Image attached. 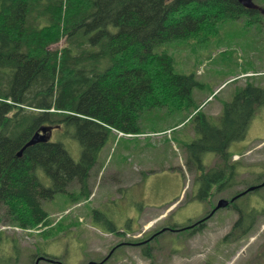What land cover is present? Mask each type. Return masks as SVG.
<instances>
[{"label":"trees","instance_id":"16d2710c","mask_svg":"<svg viewBox=\"0 0 264 264\" xmlns=\"http://www.w3.org/2000/svg\"><path fill=\"white\" fill-rule=\"evenodd\" d=\"M260 16L237 0H0V208L11 225L57 232L42 202L57 193L75 203L89 199L90 174L110 134L145 132L144 113L161 107L194 111L188 118L194 137L181 146L195 196L208 201L230 189L238 172L229 148L246 137L264 88L246 82L222 103L216 122L194 95L202 83L193 72H176L164 46L204 44L223 22L244 17L254 23ZM43 124L76 140L80 158L73 160L51 137L17 155ZM207 153L216 156L214 164H205ZM235 199L227 205L238 212L230 234L240 236L264 208L247 214Z\"/></svg>","mask_w":264,"mask_h":264},{"label":"rangeland","instance_id":"374dc122","mask_svg":"<svg viewBox=\"0 0 264 264\" xmlns=\"http://www.w3.org/2000/svg\"><path fill=\"white\" fill-rule=\"evenodd\" d=\"M255 2L264 5L263 0ZM164 47L174 57L176 72H193L202 83L194 95L203 99L199 108L214 121L222 103L246 82L264 88V16L254 23L244 17L227 20L204 44L174 41ZM209 95L211 99L204 103ZM191 113L151 109L142 118L145 132L111 133L91 171L89 199L75 203L68 194L57 193L42 202L50 226H57L55 233H42V226L32 230L11 225L0 208V264H33L43 254L62 264H87L121 242L134 243L117 247L103 264L264 263V213L254 217L250 230L240 236L230 234L238 217L236 209L226 206L211 214L220 198L230 200L264 180V103L252 117L246 137L229 148L235 152L231 162L238 172L234 185L216 191L208 201L195 196L194 173L184 166L181 142L194 137ZM51 140L61 141L73 160L80 158L81 146L66 133L54 129ZM215 161L213 153L204 157L207 165ZM235 203L247 214L264 208V185ZM94 210L104 213L116 230L111 231V225ZM201 219H205L201 229L186 226ZM37 264L52 263L40 260Z\"/></svg>","mask_w":264,"mask_h":264},{"label":"water","instance_id":"95a60500","mask_svg":"<svg viewBox=\"0 0 264 264\" xmlns=\"http://www.w3.org/2000/svg\"><path fill=\"white\" fill-rule=\"evenodd\" d=\"M241 5H243L244 7L248 8V9H255V10H259L261 13L264 14V7L260 6L259 4L255 3L254 0H237ZM51 137V127L48 125H41L35 132H33V134L30 136V138L25 142V144L20 148V150L17 152V155H20L22 150L24 148H26L27 146H30L34 143L37 142H42V141H46L48 139H50ZM261 185H264V182H262L259 185H255V186H251L249 188H247L246 190H244L242 192L245 193L247 191L253 190L256 187H259ZM236 197V196H235ZM235 197H233L231 200L225 199V198H220L215 207L213 208L212 212H214L215 210L225 207L229 204L230 201H232ZM40 258H37L36 263L39 261ZM93 261H90L88 264H93ZM58 264H61V262H58Z\"/></svg>","mask_w":264,"mask_h":264},{"label":"flooded vegetation","instance_id":"af4514ba","mask_svg":"<svg viewBox=\"0 0 264 264\" xmlns=\"http://www.w3.org/2000/svg\"><path fill=\"white\" fill-rule=\"evenodd\" d=\"M261 15H263V14H261ZM209 217V216H208ZM207 217V218H208ZM201 221H204V219L202 220L201 219ZM200 221H195V222H193L192 224H190V225H186L187 227L189 226V229H193L194 227H195V225L197 226L198 225V223H199ZM138 242H140L139 240L137 241V242H135L136 244H138ZM132 243H134V242H128V243H126V244H132ZM119 243H116L115 245H112L108 250H107V252L105 253V255L100 259V260H93L95 263L94 264H98L101 260H104L101 264H103L106 260H108L112 255H113V253L115 252V250H116V248L118 247L117 245H118ZM37 257H39V256H36L35 257V260H34V263L33 264H35V262H36V259H37ZM89 261H92V260H89ZM88 261V262H89ZM87 262V263H88ZM52 264H58V260H56L55 259V261H53V262H51Z\"/></svg>","mask_w":264,"mask_h":264},{"label":"bare ground","instance_id":"6f19581e","mask_svg":"<svg viewBox=\"0 0 264 264\" xmlns=\"http://www.w3.org/2000/svg\"><path fill=\"white\" fill-rule=\"evenodd\" d=\"M49 50V49H48Z\"/></svg>","mask_w":264,"mask_h":264}]
</instances>
